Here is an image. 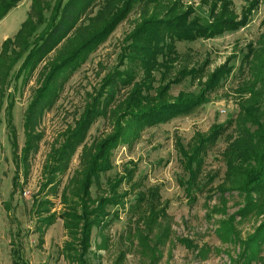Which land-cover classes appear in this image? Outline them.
<instances>
[{"label": "rangeland", "instance_id": "obj_1", "mask_svg": "<svg viewBox=\"0 0 264 264\" xmlns=\"http://www.w3.org/2000/svg\"><path fill=\"white\" fill-rule=\"evenodd\" d=\"M39 1L52 7L57 0ZM175 1H180L183 10L190 7L192 15L200 17L209 13L212 4L220 12L227 2L229 13L240 19L251 0ZM32 2L21 0L0 21V46L19 30L27 19ZM102 2L93 3L80 15L78 24L69 34L70 43L63 40L29 77L19 79L8 90L14 100L11 117L16 133L15 153L19 167L14 185L16 167L5 123L2 122L0 264H12L13 250L19 252L25 264H79L74 260L76 257L70 258V253L65 249V243L70 239L58 217L65 212L61 203L62 189L80 170L81 147L71 157L64 175L56 177L55 196H51V187L43 188L46 180L44 167L46 163L48 166L47 158L52 151L62 143L63 134L79 120L103 78L118 67L125 38L146 14L149 16L154 11V6L142 8L136 5L97 49L86 54L83 62L66 79L60 78L57 99L38 119L36 129L41 140L37 150L28 155L27 163L21 159L24 145L22 124L24 111L38 88L40 72L56 58L59 51L65 52L69 44L73 46L79 43L82 38L79 35L84 32L82 28L90 27L89 20L100 10ZM116 2L115 6L119 7L120 2ZM43 14L47 18L46 11ZM263 20L264 0H257L248 22L237 31L176 45L178 59L172 64L174 72L168 78H173L182 67L200 68L203 73L196 79L189 76L181 79L180 83L171 86L170 96L176 97L180 92L197 94L209 75L228 60L233 68L232 73L209 95L205 105L187 116L144 129L131 144H120L113 151V168L100 178V184L93 185L92 197L102 195L106 178L123 174L124 167L128 165L129 168L134 167L133 179L131 183L124 182L120 192L129 190L134 184L133 191L156 187L160 202L153 207V211H163L153 218L152 225L144 221L141 223L138 212L130 209L135 194L128 195L123 205L111 209L117 217H112L109 225L92 229L87 251L88 264H264V192L261 195L252 193L251 198H247L232 185L223 182L225 166L221 154L227 146L230 130L208 152L201 181L192 191L183 186L182 182L187 178L175 150L176 139L187 148L197 140L196 135L203 137L213 125L234 119L239 112V103L249 98V89L256 82L248 70L249 62H244L243 57L249 47L257 49L264 31ZM155 76L158 78V73ZM240 88L244 90L239 93L236 90ZM253 91L257 92L255 101L264 107V84H257ZM125 97L122 91L117 99L123 100ZM1 118L3 120V112ZM112 131L110 118L98 119L86 136L84 144L87 151ZM209 176L212 178L209 179ZM47 200L49 204L45 203ZM37 204L39 207H36ZM143 214L149 216V213ZM164 214L165 218L162 217ZM49 217L54 218L50 226L40 223V220L45 221Z\"/></svg>", "mask_w": 264, "mask_h": 264}, {"label": "trees", "instance_id": "obj_2", "mask_svg": "<svg viewBox=\"0 0 264 264\" xmlns=\"http://www.w3.org/2000/svg\"><path fill=\"white\" fill-rule=\"evenodd\" d=\"M99 1L57 0L50 7L42 1L33 0L27 19L13 38L5 39L0 46V125L5 123L12 147L16 167L14 185L19 165L15 153L16 133L11 117L14 100L8 90L19 79L29 77L63 40L70 43L69 34L78 24L80 15ZM115 1L120 2L119 7L115 6ZM19 2L21 0H0V21ZM100 4V10L89 20L90 27L82 28L84 32L79 35L82 36L79 43L73 46L69 44L65 52L59 51L56 58L40 72L38 88L24 111L22 124L24 145L21 159L27 163L28 155L37 150L41 140L36 129L38 119L57 99L61 87L60 78L66 79L83 62L86 54L97 49L136 5L142 8L154 6V11L149 16L146 14L125 38L118 67L103 78L100 88L79 120L63 134L62 143L52 151L47 158L49 164L47 166L46 163L44 167L46 180L43 188L51 187V196H55L58 182L56 177L64 175L71 157L81 147L80 170L62 189L61 203L65 212L58 217L70 239L65 243V249L70 253V258L76 257L74 260L79 264H88L87 251L92 229L109 225L112 217H117L111 209L123 205L131 193L135 196L130 209L138 212L141 223L144 221L152 225L153 218L163 211H153V207L160 202L156 187L133 191L136 186L134 184L129 190L120 192L121 185L124 182L131 183L133 179L134 167L129 168L128 165L124 167L123 174L106 178L102 195L92 197L93 185L100 184V178L113 168L111 157L117 146L131 144L144 129L191 114L208 103L209 95L232 73L233 68L229 66L228 60L209 75L197 94L180 92L172 97L169 94L171 86L180 83L186 76L196 79L203 73L200 68L182 67L173 78H168L174 72L172 64L178 59L176 45L237 31L248 22L257 0L249 2L240 19L229 13L227 2L222 5L220 12L212 4L204 17L193 16L190 7L183 10L180 1L175 0H103ZM43 11L48 14L47 18ZM262 24L264 26V20ZM243 61L249 62L248 70L254 75L255 86L264 84V31L257 49L249 47ZM121 66H124L123 70H120ZM255 86L249 89V98L239 103V112L234 119L229 118L223 124L213 125L203 137L196 135L197 140L187 148L176 139L178 161L187 178L182 183L187 190L192 191L201 181L204 159L217 141L230 130L227 146L221 154L225 166L223 182L232 185L247 198H251L252 193L261 195L264 192V107L255 101ZM243 90L240 88L236 91L240 93ZM122 91L126 97L118 100L117 96ZM100 118H110L113 131L87 151L84 144L86 136ZM45 203L49 204L48 200ZM143 212L149 213L150 217ZM162 217L165 218V214ZM40 221L50 226L54 218ZM12 258V264H25L16 250H13Z\"/></svg>", "mask_w": 264, "mask_h": 264}, {"label": "crops", "instance_id": "obj_3", "mask_svg": "<svg viewBox=\"0 0 264 264\" xmlns=\"http://www.w3.org/2000/svg\"><path fill=\"white\" fill-rule=\"evenodd\" d=\"M13 252V251H12ZM13 261V260H12Z\"/></svg>", "mask_w": 264, "mask_h": 264}]
</instances>
